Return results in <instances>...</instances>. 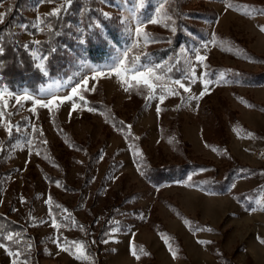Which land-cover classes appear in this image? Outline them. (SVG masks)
<instances>
[{
	"label": "rangeland",
	"instance_id": "374dc122",
	"mask_svg": "<svg viewBox=\"0 0 264 264\" xmlns=\"http://www.w3.org/2000/svg\"><path fill=\"white\" fill-rule=\"evenodd\" d=\"M61 2L0 0L5 13L0 27L15 15L13 32L31 56L42 55V43L52 34L48 22L53 32L69 28L74 45L63 44L64 69L45 76L37 89L13 87L0 76V91L27 92L46 101L52 94H70L84 79L89 89L95 88L82 92L87 104L77 98L76 110L71 101L51 111L33 100L17 104L14 96L0 102L5 112L0 121V214L21 226L9 234L18 239H0L8 251L21 255L9 256L0 247V264H24L26 257L28 264H264V0H230L238 6L231 9L224 0H147L143 9L138 0H74L59 18L67 20L55 28L56 18L47 14ZM82 9L96 10L89 22L76 20ZM168 15L174 23L164 19ZM37 17L44 19L39 25L44 31L33 27ZM149 18L161 22L149 24ZM86 24L107 40L109 27H117L121 42L109 41L110 53L98 61L77 56L74 48L85 41ZM137 27L148 34L147 43L136 36ZM179 32L188 39L170 51L172 58L157 61L153 49L170 47ZM129 49V60L140 55L142 63L163 65L167 86L180 95L158 88L157 96L146 100L143 87L126 92L120 78L107 72ZM201 55L206 59L197 61ZM193 69L199 77L195 82ZM96 70L105 75L92 79ZM209 78L213 82L206 94L190 99L199 96ZM175 79L185 81L190 92L171 83ZM6 123L13 127L11 136ZM172 165L186 166V179L159 176L153 182L141 174L148 166ZM50 208L59 229L52 227ZM113 228L118 230L112 233ZM57 236L69 245L82 241L86 247L80 251L89 258L77 259L74 246L60 250L53 242ZM133 246L140 259L132 256Z\"/></svg>",
	"mask_w": 264,
	"mask_h": 264
},
{
	"label": "snow or ice",
	"instance_id": "6c2138e0",
	"mask_svg": "<svg viewBox=\"0 0 264 264\" xmlns=\"http://www.w3.org/2000/svg\"><path fill=\"white\" fill-rule=\"evenodd\" d=\"M41 2L43 3H53V0H41ZM146 2L147 0H138V4L137 7L138 9H143L146 6ZM74 3V0H62V2L59 4V6L53 8L48 14V17H55L57 19H59L62 15V13H67L72 4ZM224 3L226 5L227 8H237L238 6L233 5L230 0H224ZM86 11V9H82V12ZM261 14H264V9L260 10ZM105 17H108L110 14L107 12L102 13ZM164 19H166L167 21H171L172 23H174L173 21V17L171 15L166 16ZM37 24H34L33 27L37 28L39 31H44L43 28L39 27V25L41 23H45L44 19L37 17ZM5 22V13L0 12V24H3ZM160 20H157L156 18H149L148 23L149 24H158L160 23ZM22 28L27 29V25H22ZM47 30L49 32H53L54 28L53 25L48 22L46 24ZM97 27H99V25H97ZM165 27H168V24L165 23ZM173 32L176 31V29L173 27L171 29ZM260 30L262 32H264V25L260 26ZM135 34L137 37H141L143 36V39L145 41V43L148 42V34L144 32L143 27H137L135 29ZM34 44L39 45L41 43V41L39 40H35L33 41ZM136 45L134 44L133 47H135ZM24 47L27 49L28 45L25 44ZM4 48L2 46H0V55H3L4 53ZM56 49L52 48L51 52H55ZM129 51H131V49L126 50L122 57L117 58L115 60V62L108 66V75H112L114 74L115 76L120 78V81L123 85H126V87L124 88V90L126 92L130 91L133 86H136L137 88L139 87H143L144 89L147 90V95L145 96L146 100H151L153 98H155L157 96V89L159 88L161 91H165L167 93H170L172 95H180V93L170 87L167 86V80H166V76L165 74L160 72V69L163 68V65L160 64H155V65H149L146 63H142L141 62V56L137 55L131 58V60H129ZM145 56L147 55V53L144 54ZM32 58L37 61L36 63V68L42 72L45 76L48 75V69L46 67V62L49 60V56L48 55H38L36 52L32 53ZM197 61H204L206 59L205 56H197L196 57ZM168 72H171L172 69L169 68L167 70ZM105 75V73H103L100 70H96L94 72V75L92 77V79H97L98 77ZM192 81L191 82H195V80L199 79V77L196 76L195 73V69L192 70ZM204 76H207V72L203 73ZM221 79H223V74H221ZM159 82V83H158ZM213 81L211 80V78L209 79H205L203 81V90L200 92L198 97H190V99H199L200 97L204 96L206 94V92L208 91V86L209 84H211ZM171 83H174L175 85H178L179 88L183 89L184 92H190V87L186 86V82L182 81L181 79H175L174 81H171ZM88 85V80L84 79L82 80L80 83L76 84V86L71 88V92L70 94H66L63 96H56L55 94L51 95L50 99L42 100V99H34V97L25 92L23 94H14L9 92L7 89H4L2 91H0V102L4 101V97L5 95L9 96V97H13L15 98V101L17 104L20 103L21 100H33L35 105H38L41 108H47L50 111L58 106L59 104H63L66 101H71L72 102V110H76L78 107H80V105H78L76 103V99L78 98L79 101L84 102V104H87V101L85 100L84 95H82V92H87V91H95V88H91L89 89L87 87ZM158 99L163 102L165 99V95L161 94L158 96ZM183 99V97H182ZM179 107V106H178ZM249 107H251V105H249ZM8 108V104L4 103L3 104V109H7ZM89 111H93L94 109L92 108H88ZM32 112L36 111V108L33 107L31 109ZM160 109L159 107L157 108V112L159 113ZM9 115H11V113H9ZM69 115H71V112L69 113ZM5 116V112L4 110L0 109V121H2L4 119ZM122 123V122H121ZM128 128H130L131 126H127ZM5 128L8 132V135L11 136L12 135V131H13V127L10 123H6L5 124ZM17 130H19V126H16ZM33 131H35V127H33L32 129ZM122 130V129H121ZM251 135V134H249ZM138 139V137H137ZM29 143H31L29 141ZM46 143V141H45ZM214 151L216 149H213ZM37 155H39V153H37ZM201 171H206V169H201ZM141 174L143 175L144 173L141 172ZM189 179H191V177H189ZM233 187H235V185H233ZM51 197H49L48 199V203H51ZM56 208H61V206L59 204L56 205ZM64 212H67V209H63ZM49 216H52V227L59 229L61 227L60 224H58L56 222L55 216H53L52 210L51 208L49 209ZM65 220L69 219V216L64 217ZM41 223H45V221H41ZM112 223H116L118 224V221H114ZM71 224L72 225H76V221L75 220H71ZM80 229L83 231V226H80ZM118 229L117 228H113L111 231L112 233H115ZM204 230V229H201ZM207 231H212L211 228L206 229ZM7 240L8 241H13V236L12 235H8L7 236ZM18 243V241H16ZM53 242L57 244L58 248L62 251L65 252H69L73 250V246L76 248L75 251V255L77 257V259H88V256H85L83 252L80 251V249L85 248L86 246L84 245V243L82 241H78V240H74L71 241L70 245L69 242L60 237L57 236L55 238H53ZM108 240H104L103 243H108ZM165 243H169L168 240H165ZM200 243H204L203 241H200ZM210 243V242H209ZM261 243H264V240H261ZM64 245H69V246H64ZM0 247H4L5 251L8 252L9 256H14V257H19L21 255V253L19 251H8L6 245L0 243ZM29 248H31V245H29ZM140 252H143V248L141 247L139 249ZM169 251L172 252L173 258L176 257V252L172 251L171 246L169 245ZM132 256H134L136 259H140V256L138 255L137 249L133 246L132 251H131ZM145 255H147V253H145ZM13 264H16V260H13ZM24 264H28V260L27 257L25 258Z\"/></svg>",
	"mask_w": 264,
	"mask_h": 264
},
{
	"label": "trees",
	"instance_id": "16d2710c",
	"mask_svg": "<svg viewBox=\"0 0 264 264\" xmlns=\"http://www.w3.org/2000/svg\"><path fill=\"white\" fill-rule=\"evenodd\" d=\"M95 12L96 10H91L90 12H82V14L79 15L76 20L78 21L83 18L85 21L87 20L89 22L90 18ZM72 16L73 14H70V17ZM15 19L16 16L14 15L13 19L10 18L9 22L0 27V43L2 44V47L5 50L3 55H0V76H2L3 81L7 82L8 84H11L13 87L18 84H25L27 86H30L32 89H37L38 87L36 84L39 82H44L45 75L36 68L31 54L23 45L24 40L19 39L17 37L18 35L13 32L11 23H14ZM64 20H67L66 16H63L60 20L56 18L52 21L56 28V23L64 22ZM81 22L82 21L80 20V23ZM86 28L88 32L84 34L85 41L78 42L77 47L74 48L77 56H83L84 58H88L93 61H98L103 59L105 55H108L110 53L109 51L111 50V45H109V41L113 44L121 42L122 34L120 33L117 27H109L107 31V36H109L110 40H107L105 37L102 36V34H99L96 30L89 29L88 24H86ZM68 30L69 28H67V31H65L64 33H59L61 32L60 30L58 32L55 30V32H52V34L49 35L48 39L43 41L42 43L43 48L41 49V54L49 56V60L46 62V67L48 69V74L51 76H53L54 74L58 75L64 69L65 56L60 54V51L64 50L62 48L63 44H66L65 48H70L73 45L71 35H69ZM187 39L188 37L184 35V32H179L174 38V41L170 46L171 48L161 47L153 49L152 53L153 55H155L157 61H162L163 59H167L171 56L170 51H177L179 43ZM52 48H55L56 51L51 52ZM134 156L135 159L138 160L136 152L134 153ZM148 167L146 170L143 168L144 176L149 181L153 182H158V180L160 179H158L159 176H162L163 178L167 179L176 180L184 179L186 176L189 175V169H187L186 166L172 165L167 166L166 168L156 166H153L152 168H150V166ZM150 169H152L154 173H150ZM162 173H165V175L163 176ZM53 178H56V176H54ZM217 184L220 186L222 185L224 187L223 189H225L226 187L224 182H220ZM18 228H21L20 224L14 222L10 218H6L3 214H0L1 240H7L6 237L11 232L17 233ZM13 239L16 240L18 239V237L14 236ZM17 246L19 245H16L15 247Z\"/></svg>",
	"mask_w": 264,
	"mask_h": 264
},
{
	"label": "built area",
	"instance_id": "2783aa9c",
	"mask_svg": "<svg viewBox=\"0 0 264 264\" xmlns=\"http://www.w3.org/2000/svg\"><path fill=\"white\" fill-rule=\"evenodd\" d=\"M261 157L264 158V153H261Z\"/></svg>",
	"mask_w": 264,
	"mask_h": 264
}]
</instances>
